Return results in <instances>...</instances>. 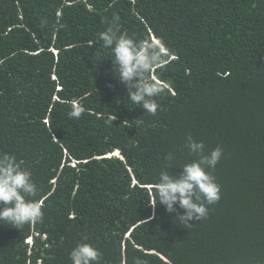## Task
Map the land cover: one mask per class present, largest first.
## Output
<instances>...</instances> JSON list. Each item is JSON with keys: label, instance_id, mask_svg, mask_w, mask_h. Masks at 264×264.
I'll return each mask as SVG.
<instances>
[{"label": "trees", "instance_id": "1", "mask_svg": "<svg viewBox=\"0 0 264 264\" xmlns=\"http://www.w3.org/2000/svg\"><path fill=\"white\" fill-rule=\"evenodd\" d=\"M114 17L176 56L152 73L155 115L99 39ZM189 135L223 155L209 170L220 200L185 228L155 191L169 153L172 175L198 159ZM3 152L30 170L44 215L0 223V264H71L83 242L100 264H264V0H0Z\"/></svg>", "mask_w": 264, "mask_h": 264}, {"label": "clouds", "instance_id": "2", "mask_svg": "<svg viewBox=\"0 0 264 264\" xmlns=\"http://www.w3.org/2000/svg\"><path fill=\"white\" fill-rule=\"evenodd\" d=\"M105 23L107 28L99 34V39L105 48L111 50L114 72L119 82L126 86L129 101L142 107L145 113L155 115L159 107L156 97L164 89L152 73L176 56L171 54L166 59L169 53L165 45L154 36L153 39L137 41L121 33L118 17L105 20ZM82 112L83 108L73 103L68 116L79 119ZM184 146L198 159L184 164L179 175H172L169 165L173 154L165 157L167 163L156 183L155 205H164L173 214L174 220L187 228L192 226L189 221L206 218L208 206L221 198L220 185L209 170L215 169L223 149L218 146L206 152L205 144L191 135L186 137ZM113 156L120 157V153L117 151ZM22 165L23 161H18L15 155L0 153V205H3L0 207V223L18 229L41 222L44 215L42 201L29 198L37 196L38 188L30 170ZM180 209H183V214ZM26 243L32 246L33 238H28ZM70 260L71 264H100L101 253L91 244L83 242L71 250ZM134 264H144V261L137 258Z\"/></svg>", "mask_w": 264, "mask_h": 264}, {"label": "bare ground", "instance_id": "3", "mask_svg": "<svg viewBox=\"0 0 264 264\" xmlns=\"http://www.w3.org/2000/svg\"><path fill=\"white\" fill-rule=\"evenodd\" d=\"M118 154V153H117Z\"/></svg>", "mask_w": 264, "mask_h": 264}]
</instances>
